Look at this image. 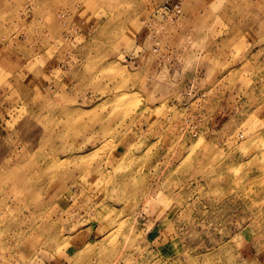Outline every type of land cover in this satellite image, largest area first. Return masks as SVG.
I'll use <instances>...</instances> for the list:
<instances>
[{"label":"rangeland","instance_id":"1","mask_svg":"<svg viewBox=\"0 0 264 264\" xmlns=\"http://www.w3.org/2000/svg\"><path fill=\"white\" fill-rule=\"evenodd\" d=\"M0 264H264V0H0Z\"/></svg>","mask_w":264,"mask_h":264},{"label":"built area","instance_id":"2","mask_svg":"<svg viewBox=\"0 0 264 264\" xmlns=\"http://www.w3.org/2000/svg\"><path fill=\"white\" fill-rule=\"evenodd\" d=\"M180 13L179 4H175L172 6H163L160 10V14L163 15H178Z\"/></svg>","mask_w":264,"mask_h":264},{"label":"crops","instance_id":"3","mask_svg":"<svg viewBox=\"0 0 264 264\" xmlns=\"http://www.w3.org/2000/svg\"><path fill=\"white\" fill-rule=\"evenodd\" d=\"M173 3V2H172Z\"/></svg>","mask_w":264,"mask_h":264}]
</instances>
